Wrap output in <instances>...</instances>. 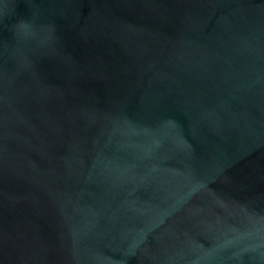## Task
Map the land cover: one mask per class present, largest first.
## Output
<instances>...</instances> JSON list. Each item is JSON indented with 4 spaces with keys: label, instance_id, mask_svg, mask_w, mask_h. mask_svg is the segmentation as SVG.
<instances>
[{
    "label": "water",
    "instance_id": "water-1",
    "mask_svg": "<svg viewBox=\"0 0 264 264\" xmlns=\"http://www.w3.org/2000/svg\"><path fill=\"white\" fill-rule=\"evenodd\" d=\"M0 264H264V0H0Z\"/></svg>",
    "mask_w": 264,
    "mask_h": 264
}]
</instances>
